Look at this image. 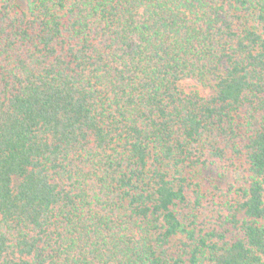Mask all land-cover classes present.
I'll return each instance as SVG.
<instances>
[{"label": "trees", "instance_id": "1", "mask_svg": "<svg viewBox=\"0 0 264 264\" xmlns=\"http://www.w3.org/2000/svg\"><path fill=\"white\" fill-rule=\"evenodd\" d=\"M0 264H264V0H0Z\"/></svg>", "mask_w": 264, "mask_h": 264}, {"label": "rangeland", "instance_id": "2", "mask_svg": "<svg viewBox=\"0 0 264 264\" xmlns=\"http://www.w3.org/2000/svg\"><path fill=\"white\" fill-rule=\"evenodd\" d=\"M181 88L183 91L189 93V92H197L201 96H207L211 94V88L208 85H198L192 82L191 80H183L181 82ZM215 177V176H214Z\"/></svg>", "mask_w": 264, "mask_h": 264}]
</instances>
